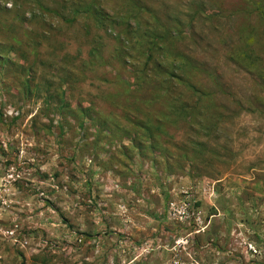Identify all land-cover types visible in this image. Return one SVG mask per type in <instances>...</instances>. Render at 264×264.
Listing matches in <instances>:
<instances>
[{
    "label": "rangeland",
    "instance_id": "1",
    "mask_svg": "<svg viewBox=\"0 0 264 264\" xmlns=\"http://www.w3.org/2000/svg\"><path fill=\"white\" fill-rule=\"evenodd\" d=\"M90 1L0 0V264H264V0H140L137 30L154 6L206 66L195 119L218 125L174 114L153 134L164 156L131 146L133 98L159 84L133 85L152 65L133 1L94 0L114 33L72 12Z\"/></svg>",
    "mask_w": 264,
    "mask_h": 264
},
{
    "label": "trees",
    "instance_id": "2",
    "mask_svg": "<svg viewBox=\"0 0 264 264\" xmlns=\"http://www.w3.org/2000/svg\"><path fill=\"white\" fill-rule=\"evenodd\" d=\"M135 8V19H134V27L129 30L130 32L134 34H137L138 38L140 39V46L144 48L142 51V54H146L145 61L152 62V65L150 67H146V65L143 63L142 66L133 67L131 65L132 72L134 74L139 73L141 76L135 77L136 80L133 83L134 88H138V86L142 84H154L159 83L157 85V89L153 90V95L150 97H147L145 101L142 103H138L135 98H133V108L130 112L131 114L127 115V119L131 122L132 126L138 127L142 129L144 132L143 140L140 138H136L133 136L131 138V146L133 148H136L138 151H141L145 148H148L151 150V152H154L155 150L159 151V154L165 155L164 151L160 149L157 145V141L155 140V137L153 134H155V131H164L165 127V121L172 119V116L176 117L179 116H187L191 117V122H193L198 127H201L204 136H210L212 132L214 131L213 128H216L218 125L215 122V119L213 117V114L210 117H207L205 119L200 118L198 120L195 119L196 116L200 115V111L198 109L201 108L203 105L198 107V104H202L199 99L203 98L204 95H206V92H203L201 89V81H202V74H207L209 71L206 69V66L203 64H194V67L192 66V63L190 60L185 57L182 52H180L178 47L181 43L180 41L184 38L181 29L175 30L174 26L165 25L161 23V20L157 13H155L154 6H150L148 9L151 14L152 20H147L146 29L143 30L142 28L137 30V26L140 28V24L142 26V20H136L138 18L139 12L144 9V4L140 0H132ZM75 14H82L87 13L86 15H93L97 22L103 24L105 23L106 29L109 31H112L114 33L115 31V24H118L119 22L123 23V18L120 16H110L109 12H107L105 6L97 3L96 1L92 0L89 3H86L84 8L76 9L72 11ZM198 12H201V9L196 8L194 9L195 14H198ZM139 21H141L139 23ZM173 22L176 24L179 22L178 19L174 18ZM126 27L129 28V24L126 21ZM154 23V24H152ZM156 27H159L156 28ZM126 28V29H127ZM161 28V29H160ZM125 29V30H126ZM141 31V32H140ZM122 33V32H121ZM142 36H141V35ZM117 36L120 35V33L116 34ZM167 42L165 46H163V43ZM160 50H163L164 52H161ZM140 51V50H139ZM154 52H157L154 56ZM117 53L120 55V51L117 50ZM139 54V53H138ZM154 56V57H153ZM131 58V55L127 52L123 57H121L120 61L124 63H128ZM141 59V58H140ZM131 61V60H130ZM146 63V62H145ZM136 65V64H135ZM194 69V72H193ZM176 81V82H174ZM177 81L181 83L185 88H177ZM137 91L131 90L128 86L127 92ZM186 91V92H184ZM193 94H196L198 98L196 99L198 102H191L190 97H192ZM186 97V98H185ZM167 99V104L164 106V109L161 111H158L160 113L161 118L157 119L156 122L151 120L150 116H152L153 112L155 110L148 109V104H154L159 99ZM144 105V106H143ZM196 106V107H195ZM143 108V109H142ZM82 114V110H80ZM193 111V112H192ZM195 111H198L195 113ZM132 112L135 113L134 118L132 119L130 116L132 115ZM144 117H142V115ZM158 116V115H157ZM150 119L144 121V118ZM159 117V116H158ZM190 119V118H189ZM189 120L188 126L192 123ZM132 133V132H131ZM195 144L197 146H201V148L198 150L200 154L203 155L204 160L207 157L206 153L215 154L210 148L208 147L206 142H201L200 140H195ZM130 148V147H129ZM185 151V150H184ZM167 152V150H165ZM214 156V155H211ZM189 156H186V158ZM86 236H89V234H85Z\"/></svg>",
    "mask_w": 264,
    "mask_h": 264
},
{
    "label": "built area",
    "instance_id": "3",
    "mask_svg": "<svg viewBox=\"0 0 264 264\" xmlns=\"http://www.w3.org/2000/svg\"><path fill=\"white\" fill-rule=\"evenodd\" d=\"M7 233H9V234H10L11 232L9 231V232H7Z\"/></svg>",
    "mask_w": 264,
    "mask_h": 264
}]
</instances>
